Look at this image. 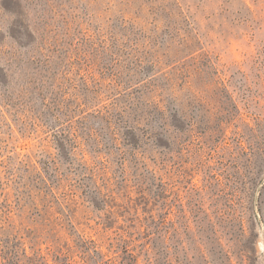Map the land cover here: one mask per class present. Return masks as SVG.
Here are the masks:
<instances>
[{
	"label": "rangeland",
	"instance_id": "374dc122",
	"mask_svg": "<svg viewBox=\"0 0 264 264\" xmlns=\"http://www.w3.org/2000/svg\"><path fill=\"white\" fill-rule=\"evenodd\" d=\"M0 264H264V0H0Z\"/></svg>",
	"mask_w": 264,
	"mask_h": 264
}]
</instances>
